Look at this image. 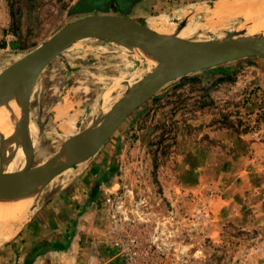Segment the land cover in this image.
I'll use <instances>...</instances> for the list:
<instances>
[{
    "label": "rangeland",
    "instance_id": "374dc122",
    "mask_svg": "<svg viewBox=\"0 0 264 264\" xmlns=\"http://www.w3.org/2000/svg\"><path fill=\"white\" fill-rule=\"evenodd\" d=\"M93 1L0 0V68L88 14L81 9ZM132 1L97 0L95 8L121 15ZM163 1L167 6L154 15L175 10L178 15L164 24L144 20L158 31L173 26L174 32L196 40L232 31L239 37L264 35V28L256 26L264 10L253 19L229 13L219 23L213 10L217 0ZM75 48L77 57L95 62L97 69L96 93L86 92V104H81L88 107L89 119L79 124L77 134L111 110L158 62L142 50L97 38L80 40ZM58 58L40 76L31 101L34 164L54 156L72 137L57 133L53 113L44 117L39 104L51 105L63 96L82 99L70 95L68 86L76 76ZM6 148L0 132V168ZM90 169L119 176L115 191L103 190L110 224L100 233L98 264L109 259V264H264V58L237 59L171 81L127 117L96 155L38 185L35 194L45 190V200L51 182L52 188H71ZM29 197L2 203L0 252L25 233L37 196L22 220L17 207ZM76 224L74 218H59L66 237L75 233ZM48 228L57 233L56 225Z\"/></svg>",
    "mask_w": 264,
    "mask_h": 264
},
{
    "label": "water",
    "instance_id": "95a60500",
    "mask_svg": "<svg viewBox=\"0 0 264 264\" xmlns=\"http://www.w3.org/2000/svg\"><path fill=\"white\" fill-rule=\"evenodd\" d=\"M186 26L182 23L179 30ZM231 32L216 39L196 40L158 31L144 19L107 12H89L73 19L47 41L0 72V101L7 97L20 108L11 155L0 168V207L5 201L35 195L38 185L49 183L65 170L98 153L127 117L165 85L190 73L246 57L264 58V35L239 37ZM86 38L110 41L128 49L142 50L161 63L138 80L104 116L87 129L73 135L48 160L34 164L35 142L31 113L34 88L51 62L76 42ZM7 141V142H6ZM23 146L26 162L20 170L7 172L5 166ZM39 191H41L39 189ZM20 197V198H19Z\"/></svg>",
    "mask_w": 264,
    "mask_h": 264
},
{
    "label": "crops",
    "instance_id": "0c3cea01",
    "mask_svg": "<svg viewBox=\"0 0 264 264\" xmlns=\"http://www.w3.org/2000/svg\"><path fill=\"white\" fill-rule=\"evenodd\" d=\"M217 1L213 10L215 9L214 12L217 17H220V20L224 21L226 12H228L225 11V6H227L228 3L231 6L234 0ZM167 4L168 1L163 0H133L130 7L121 15L144 20L152 19L153 22L163 23L165 20L177 17L178 15L176 14L177 10L174 11L175 14L171 15L172 13H169L170 15L165 16L163 14L154 15V13H152L155 9H161L167 6ZM239 8L242 9L239 15L245 16L244 18L253 19L255 16L257 17V15H260L255 12L253 18H248L246 16L248 10L243 6ZM95 9L98 10H94L93 8L90 12L108 13L106 9L103 11L99 8ZM109 42L110 41H108V43ZM77 43L78 42L64 51L59 56L58 61L75 73L76 78L73 80L72 84L68 86L70 95L82 96V99L63 96V99L51 103V105L44 102V105L40 103L38 106V110L40 111L41 109L44 117H48V112L53 113L52 124H54V130L58 131L57 133L63 136H73L76 134L79 124L88 121V107L83 109L81 108V104H86V92L92 91L96 93V86L94 84L96 80L95 77H97V69L95 62L91 64L88 60L86 63L84 61V59H86L85 57L82 59L72 52L76 49ZM9 65L10 64L0 68V72ZM56 68H58V63L56 64ZM79 71L88 73L76 75V72L78 73ZM55 75L53 74V77ZM127 82L128 81H126L125 84ZM37 87L38 82L34 88L31 101L34 99ZM58 88L59 86L57 89ZM33 121L36 122V119ZM35 150H37V148ZM93 173H95V177ZM117 176L118 175L112 171H106V174L102 176L99 171L90 169V172L86 175L78 177L71 188L64 184L52 188L53 182H51L48 188L50 192L45 200L43 197V191L45 190L39 192V197L38 194H35L38 200L37 207L33 209V214L25 228V233L21 238L12 240L9 246L4 251L0 252V264H98L96 256L101 250V247H103V244H101L102 235L100 233H104L106 227L108 228L110 224V220L106 214H104L106 212L104 205H106L107 202L104 201L103 190L115 191L118 184L116 182ZM42 200L44 201L42 202ZM39 204L41 205L39 206ZM59 218L63 220L65 218H74L77 222L76 231L70 237H66L63 231H61L60 228L62 227L61 225L59 226ZM50 224L57 226V233L51 232V234L49 232L48 226ZM37 248L41 250L36 255L35 250ZM112 260L113 259H109V262H103V264H109Z\"/></svg>",
    "mask_w": 264,
    "mask_h": 264
},
{
    "label": "bare ground",
    "instance_id": "6f19581e",
    "mask_svg": "<svg viewBox=\"0 0 264 264\" xmlns=\"http://www.w3.org/2000/svg\"><path fill=\"white\" fill-rule=\"evenodd\" d=\"M240 6H243L244 8L248 10L247 15H246L248 18H253L255 12L259 14L263 12L264 0H234L231 6L229 3L227 6H225V11H228L226 12V14H229V13H233V15L239 14L240 12H242V9L239 8ZM226 17L229 18V16H226ZM262 18H263V14H262ZM256 26H257V29H261L260 27H262L263 29L264 19H262L260 23L258 22ZM175 29L176 27L172 26V28H170L169 31L167 32L165 31V32L170 33V34L181 35L180 33H177L179 31L174 32ZM154 59L155 61L158 62V65L161 63V60L158 57L157 58L154 57ZM20 115H21L20 108L18 107V105L15 103L14 100L7 97L5 100L0 101V132L6 140L15 133L18 122L20 120ZM6 144H7L6 153L7 155H11V153L14 151L15 146L13 143L11 144V142L10 143L7 142ZM24 164H25L24 151L21 149V147H19L16 156L12 158V161H10V163L5 166V170L7 172H14L16 170H20L24 166ZM35 198H36L35 195H31L27 202L17 207L18 210L20 211V215L17 217L21 218L26 214V212L30 208V205L32 206L31 203L34 202ZM1 207H0V210H1ZM22 219L23 218H21V220Z\"/></svg>",
    "mask_w": 264,
    "mask_h": 264
},
{
    "label": "trees",
    "instance_id": "16d2710c",
    "mask_svg": "<svg viewBox=\"0 0 264 264\" xmlns=\"http://www.w3.org/2000/svg\"><path fill=\"white\" fill-rule=\"evenodd\" d=\"M95 2H97V0H94L91 4H89L88 5V7L87 8H84V9H81V11H84V12H89V11H91L93 8H95L98 4L97 3H95ZM99 2V1H98ZM101 9H103V10H105V9H107L105 6L104 7H100ZM73 11V10H72Z\"/></svg>",
    "mask_w": 264,
    "mask_h": 264
}]
</instances>
